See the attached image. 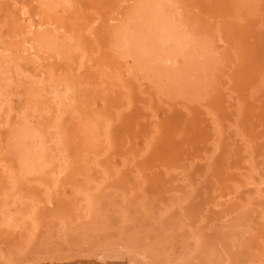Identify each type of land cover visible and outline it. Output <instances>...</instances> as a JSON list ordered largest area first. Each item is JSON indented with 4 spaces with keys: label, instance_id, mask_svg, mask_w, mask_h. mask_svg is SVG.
I'll return each instance as SVG.
<instances>
[{
    "label": "rangeland",
    "instance_id": "rangeland-1",
    "mask_svg": "<svg viewBox=\"0 0 264 264\" xmlns=\"http://www.w3.org/2000/svg\"><path fill=\"white\" fill-rule=\"evenodd\" d=\"M127 251L264 264V0H0V264Z\"/></svg>",
    "mask_w": 264,
    "mask_h": 264
},
{
    "label": "bare ground",
    "instance_id": "bare-ground-1",
    "mask_svg": "<svg viewBox=\"0 0 264 264\" xmlns=\"http://www.w3.org/2000/svg\"><path fill=\"white\" fill-rule=\"evenodd\" d=\"M61 1H64V0H61ZM30 24L28 26H30ZM29 30H31V29H28L27 32H29ZM139 59H141V58H139ZM52 102H53L54 108H55V110L59 116H60V114L65 113L68 110V108L72 102V94H71V91L69 90V88L66 86H57L54 82H52ZM60 148L61 149L57 150V152H56V154L58 155V157H56L58 164L56 163L57 168L55 166L56 171H55V174L53 176V184L54 185H56V183L59 179L64 178V176L68 173V171L72 165V162L74 160L73 149H71L69 147H67V148L60 147ZM46 193H47L46 198L48 199L50 197V190H47ZM96 256L99 260L103 259L102 258L103 255H101L100 252ZM87 257H89V256H87ZM108 257L121 259V260L125 258L124 261H115V262H110L109 264H142V263H139L135 259V257H133V255L131 254L130 251H127L126 253H123V254H117V255L108 256ZM55 264H57V263H55ZM79 264H100V263H96L94 260H84V261H80Z\"/></svg>",
    "mask_w": 264,
    "mask_h": 264
}]
</instances>
